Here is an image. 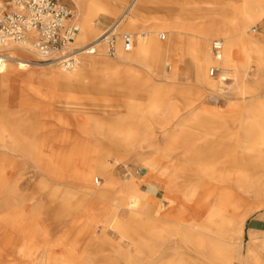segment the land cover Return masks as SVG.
Returning <instances> with one entry per match:
<instances>
[{
	"label": "bare ground",
	"instance_id": "obj_1",
	"mask_svg": "<svg viewBox=\"0 0 264 264\" xmlns=\"http://www.w3.org/2000/svg\"><path fill=\"white\" fill-rule=\"evenodd\" d=\"M166 1L137 0L107 28L117 36V63L96 58L106 56L100 40L106 30L99 33L96 20L116 15L125 0H71L80 27L74 45L98 48L95 57L81 54L71 71L41 64L29 43L0 48V85L9 97L18 91L20 105L30 109L35 104L23 98L26 94L56 101L66 109H72L74 102L82 107L77 102L82 97L65 91L86 89L82 81L87 72L96 73L94 80L104 87L121 82L131 88L139 83L149 97L143 106L127 100L130 116L106 128L93 119L81 122L82 135L94 136L81 149L68 146L71 125L63 118L55 117L48 133L32 139L18 128L8 132L0 121V264H95L86 254H76L75 242H68L66 234L51 238V231L41 225L40 204L26 210L10 201V195H20L15 187L19 177L11 176L17 170L13 158L29 161L52 184L84 194L81 215L72 224L80 225L78 233L90 235L91 240L97 237L98 223L104 225V235L117 234L114 258L126 264H197L199 257L206 264H264V233L250 232L246 252L241 253L246 220L264 209V40L257 37L255 26L261 24L264 30V0H241L240 6L233 0H177L179 17L153 19L155 24L148 29L145 24L151 18L146 9ZM197 13L198 21L189 22L188 17ZM160 30L171 35L165 46L159 41H163ZM123 31L134 37L130 52L123 50ZM215 41L222 43L220 61L213 56ZM177 54L180 62L188 60L190 83L179 84L181 74L173 61ZM215 66L222 69L216 76L210 73ZM153 77L171 85H152ZM205 92L224 98L227 106H220L214 95L208 101L215 105L205 104ZM99 94L84 98L103 99L104 93ZM177 96L186 99L181 118L183 109L174 103ZM153 124L163 137L156 154L140 158L145 169L142 179L126 176L117 182L107 156L97 151L100 136H119L118 144L134 151L151 143L145 129ZM171 125L173 131H167ZM104 129L108 131L103 133ZM141 134L145 137L139 141ZM26 161L17 175L26 170ZM99 176L107 177L115 190L107 206L109 196L100 189ZM65 202L61 213L68 212ZM139 215L146 217L140 223ZM9 252L15 261L9 259ZM111 258L105 257L103 263L113 264Z\"/></svg>",
	"mask_w": 264,
	"mask_h": 264
},
{
	"label": "rangeland",
	"instance_id": "obj_2",
	"mask_svg": "<svg viewBox=\"0 0 264 264\" xmlns=\"http://www.w3.org/2000/svg\"><path fill=\"white\" fill-rule=\"evenodd\" d=\"M63 3H65L74 13L75 15V6L71 2V0H60ZM229 1V0H225ZM231 1V0H230ZM234 3H236V6H240L241 0H233ZM130 0H125L124 6L120 8L117 11V14L113 17H107V16H99L96 20L97 24L99 25L100 32L103 30H106L109 26H111L125 11L127 6L129 5ZM145 13H147L151 20L147 21L145 25L150 26L148 29L152 27L153 19L158 18H165V16L170 17V21L176 19L179 17L180 13V6L178 5L177 0H167L165 4H152L150 5V8L146 9ZM200 14H193L190 15L189 22H197L198 19H196ZM144 20V18H143ZM154 20L155 22H157ZM142 21V19L140 20ZM185 21V20H183ZM187 21V20H186ZM141 25V23H140ZM251 26H254L251 25ZM257 28V33L260 30L261 24L255 25ZM160 33L165 34L166 40H159V35H157V38L160 42L165 43L171 39V35L164 30H160ZM130 33L128 31H123ZM253 35L252 33H250ZM255 36V35H254ZM117 38V37H116ZM75 46V45H74ZM79 47V46H76ZM106 55V54H105ZM93 56H87V58H92ZM80 58V57H79ZM96 58H103L111 61L112 63H117L116 55L114 57H108L106 56H98ZM116 58V59H115ZM174 62H177V66L179 64H182V62L179 61V55H175ZM12 65H15V63L11 62ZM58 68V66H57ZM134 69H139L138 66H133ZM59 69V68H58ZM94 74L92 72H87L86 76L83 78L82 84L86 88L84 90L79 89L78 87L69 88L66 93L72 94V95H79L82 97V99L77 100V102L81 103L82 107H79L76 102H74V106L71 109H66L63 107H60L56 101L50 102L47 99L39 98L35 95H27V98L29 103L35 104L32 109L28 108L27 106H21L20 105V93L18 94V91H15L13 95L10 97L7 95L8 90L6 88H3L0 85V101L2 98H6V100L3 101V105H0V121L5 125L8 132H11L13 129L18 128L20 132L24 133L27 138L32 139L34 137L40 138L44 133H48L50 125L54 121V118H63L69 122L71 125L69 127L70 131V137H71V146L68 145L71 149H78L80 145V149L83 145H85L88 142L93 141L94 136L93 135H82L81 129H79L78 125L82 122H84L85 119H93L101 124H103L106 127L111 125L112 122H115L116 120H120V118H126L130 116L125 108V102L127 100H132L133 102L139 104L140 106H143L147 104L148 102V94L145 92L147 89L143 86H141L139 83H136L133 87L128 88L121 85V82L118 83H109L107 86H101L99 85L98 81L94 80ZM181 78L179 79V84L184 83H190L189 81L192 80V72H180ZM184 74H187L184 76ZM262 85H264V68L262 72ZM152 85L157 84L158 86L162 85L165 87H169L171 83L167 82L165 79L161 77H153L151 80ZM38 84V83H36ZM177 84V83H176ZM110 85V86H109ZM44 89V87L42 88ZM113 89V90H111ZM99 92L104 93L103 99H97L94 101H90L84 98V96H92V97H99ZM132 93H134L132 97ZM206 93V100L205 104L208 105H215V103L208 101V97L211 95L217 96L215 93L210 94ZM220 99L219 105L224 107L227 106V102L224 100V98L218 96ZM185 98L177 96L176 99H174V103L177 106H181L183 109L182 112L179 113L180 118L184 115V102ZM37 106V108H35ZM84 106L90 107L91 109H86ZM86 109V110H85ZM128 115V116H127ZM130 120V119H129ZM124 121H127L126 119ZM119 123L122 124L120 121ZM123 125V124H122ZM48 128V130H46ZM174 127L172 125L168 128L167 131H173ZM44 130V131H43ZM103 133H106L108 131L107 129L103 130ZM145 131L147 132L146 137L150 140L151 143L145 144L143 147L137 150H130L125 151V146L118 144L119 136L113 135V137L106 136L103 134V136H100V139L98 140V147L97 151L100 150V152L104 153L106 155V159L108 161L109 169L112 172V176L114 179L121 183L126 176H137L139 179H142L145 169L144 165L140 162V158L142 157H151L152 155L156 154V147L161 145V140L163 137L162 130L157 127L151 125L149 128H146ZM145 135H139V141L144 138ZM152 144L155 147H152ZM94 145V144H93ZM68 147V149H70ZM70 149V150H71ZM15 161L14 166L19 169V167H22L26 161L24 158L20 159H14ZM27 166L26 170L22 171L21 175H17L18 171L14 170L11 173V176H17L19 177L18 183H16L15 187L20 192V195H10V201H12L14 204H20V207L28 209L29 205H41L43 216H42V222L41 225L46 227L51 231V238L53 240L62 238L65 234L67 236L68 242L74 241L76 246V254H86L89 260L95 262V264H105L103 263L105 260V257H113L110 259L111 263L113 264H126L123 261L114 258V243L119 242V237L117 234H113L111 232H108L106 235H104L103 229L104 225L101 223L96 224V233L97 237L94 240H91L92 237L87 234H82V236L78 233L81 231L80 225H73L72 223L76 221L79 216L81 215L79 205L81 204V200L84 198V194L79 193L73 189L57 186L55 184H52L47 177L42 175L40 172H35L33 170L36 169L35 165L30 163L29 161H26ZM28 167V168H27ZM128 174V175H127ZM96 180L99 181V184L101 186L100 189L104 190L106 193V196H109V198L105 199L108 200L106 206L111 203L112 195H114V188H111L108 186L107 177L97 178ZM43 181V183H42ZM98 184V185H99ZM97 186L96 182L95 185ZM74 187V186H73ZM98 187V188H99ZM142 187V186H141ZM77 193V194H76ZM65 200L67 202H65ZM68 205V212L67 213H61V205L63 204ZM70 207V208H69ZM25 210V211H26ZM264 210V209H262ZM106 214L110 213L109 211H104ZM60 213L63 214L60 218L57 219L58 216H60ZM102 215H104L103 212H101ZM141 218L146 217H140L138 222H142ZM104 218L101 217L100 221ZM143 219V220H144ZM145 221V220H144ZM81 233V232H80ZM108 241V242H106ZM246 241L243 242L241 253L245 254L246 252ZM18 245L17 243H14V246L16 247ZM113 246V247H112ZM14 252V251H13ZM167 252H170V250H167ZM9 259L11 261L16 260V256L12 254V252H9ZM197 264H206L204 262V259L198 258ZM20 264V263H17ZM41 264H44L42 262ZM232 264H238V261H234Z\"/></svg>",
	"mask_w": 264,
	"mask_h": 264
},
{
	"label": "built area",
	"instance_id": "obj_3",
	"mask_svg": "<svg viewBox=\"0 0 264 264\" xmlns=\"http://www.w3.org/2000/svg\"><path fill=\"white\" fill-rule=\"evenodd\" d=\"M137 0H130L129 6ZM126 8V9H127ZM80 32L79 23L73 11L60 0H0V48L11 44L29 43L41 64H57L65 71L75 69L80 55L93 56L98 48L92 44L82 48L74 46ZM116 33L106 29L100 39L106 45V55H116ZM162 40L165 35L162 34ZM123 50L130 52L134 45L131 33L122 35ZM212 52L220 61L222 43H212ZM221 68H211V75H218ZM230 82V81H228ZM218 103L220 102L219 97Z\"/></svg>",
	"mask_w": 264,
	"mask_h": 264
},
{
	"label": "crops",
	"instance_id": "obj_4",
	"mask_svg": "<svg viewBox=\"0 0 264 264\" xmlns=\"http://www.w3.org/2000/svg\"><path fill=\"white\" fill-rule=\"evenodd\" d=\"M167 19H170L169 16H165ZM257 36L261 41L264 40V30L260 26V30L258 31ZM189 63L188 60H185L182 62V64H179L178 70L179 72H188ZM262 214H264V210L259 211L253 215H251L245 222L244 226V232H243V242L248 240L249 233L250 232H256V233H264V217H262Z\"/></svg>",
	"mask_w": 264,
	"mask_h": 264
}]
</instances>
